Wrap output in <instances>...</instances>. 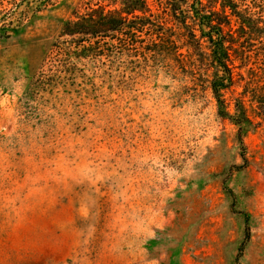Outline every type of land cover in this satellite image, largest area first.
I'll use <instances>...</instances> for the list:
<instances>
[{
	"label": "rangeland",
	"instance_id": "rangeland-1",
	"mask_svg": "<svg viewBox=\"0 0 264 264\" xmlns=\"http://www.w3.org/2000/svg\"><path fill=\"white\" fill-rule=\"evenodd\" d=\"M88 1L0 0V264H264L260 44L225 92L241 138L212 72L51 52Z\"/></svg>",
	"mask_w": 264,
	"mask_h": 264
},
{
	"label": "trees",
	"instance_id": "trees-1",
	"mask_svg": "<svg viewBox=\"0 0 264 264\" xmlns=\"http://www.w3.org/2000/svg\"><path fill=\"white\" fill-rule=\"evenodd\" d=\"M153 1L159 8L150 0H89L64 23L61 36H69L72 42H55L51 52L67 54L78 44L85 53L100 54L105 43H111L123 51L141 48L146 60L171 58L193 74L197 69L207 72L202 74L212 72L208 79L219 113L239 124L242 138L244 124L251 122L245 95L237 97L232 113L225 92L236 84L235 63L248 55L247 47L259 43L264 52V0ZM3 30H7L6 22L0 34ZM142 35L149 37L148 43L141 44ZM184 47L186 54L181 52ZM252 100L264 108L263 100Z\"/></svg>",
	"mask_w": 264,
	"mask_h": 264
}]
</instances>
